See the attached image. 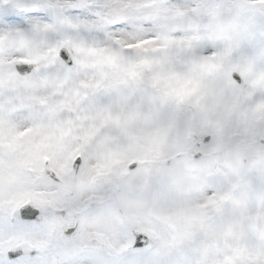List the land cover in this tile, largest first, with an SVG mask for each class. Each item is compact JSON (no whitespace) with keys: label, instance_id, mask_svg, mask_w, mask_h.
<instances>
[{"label":"snow or ice","instance_id":"snow-or-ice-1","mask_svg":"<svg viewBox=\"0 0 264 264\" xmlns=\"http://www.w3.org/2000/svg\"><path fill=\"white\" fill-rule=\"evenodd\" d=\"M0 264H264V0H0Z\"/></svg>","mask_w":264,"mask_h":264}]
</instances>
